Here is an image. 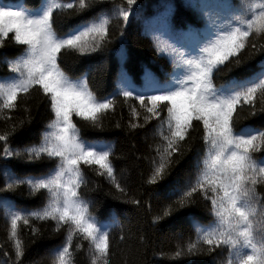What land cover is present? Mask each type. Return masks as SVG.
<instances>
[{"label": "snow or ice", "instance_id": "obj_1", "mask_svg": "<svg viewBox=\"0 0 264 264\" xmlns=\"http://www.w3.org/2000/svg\"><path fill=\"white\" fill-rule=\"evenodd\" d=\"M100 2L103 0H0V47L7 39L22 47L17 57L6 61L12 75L0 77V118L11 120L21 95H30L34 89L43 94L52 113L39 143L13 149L10 137L17 125L0 132L4 190L27 184L33 193H47L44 205L32 210H12L9 199L0 197L5 218L10 220L9 238L18 264L24 253L19 225L29 226L32 220L54 221L56 230L67 226L64 243L53 249L54 264H75V251L83 248V241L88 244L90 264H110L111 228L118 218L110 215L101 220L92 214L91 202L80 193L81 186L89 182L84 166L95 168L96 174L121 194L126 195L127 190L117 177L111 145L83 139L74 118L100 126L102 117L115 111L117 96H122L125 103H139V109L135 104L129 106L130 115L137 121L130 122L132 129L159 121L162 144L157 145L158 159L152 160L149 184L169 175L174 154L181 152L190 132L202 126L203 151L197 152L195 179L184 189H174L173 194L180 193L176 203L183 207L200 192L211 204L213 219L201 224L193 218L196 240L187 244L186 254H193L200 243L210 251L227 246V264H264V197L257 191V185L264 184V125L236 124L238 109L244 105L255 116L259 100V110L264 112V61L246 76H232L219 86L214 83L221 66L239 67L244 63L240 57L250 37H264V0L190 4L206 21L203 31L189 28L174 36V43L154 37L157 51L171 62L166 78L160 80L149 73L136 87L123 72L117 90L103 97L84 79L87 72L74 78L61 66L65 52L84 55L106 50L111 42V20H123L118 25L123 37L124 26L139 7L137 0H126L97 12ZM88 12L93 13L91 17L65 31H57L54 26L57 13ZM161 23L167 27V16ZM252 48L264 53V46L257 48L253 43ZM124 54L126 58V50ZM141 118L143 124L139 123ZM23 123L21 119L20 125ZM257 152L261 155L254 157ZM22 156L29 162L47 157L55 161V166L38 176H18L7 161ZM131 202L140 203L136 199ZM168 214L165 211L164 215ZM32 231L39 230L32 227ZM77 238L81 242L74 250ZM184 254L182 247L175 252L177 257Z\"/></svg>", "mask_w": 264, "mask_h": 264}, {"label": "trees", "instance_id": "obj_2", "mask_svg": "<svg viewBox=\"0 0 264 264\" xmlns=\"http://www.w3.org/2000/svg\"><path fill=\"white\" fill-rule=\"evenodd\" d=\"M31 2V0H29ZM113 2L126 3V0H103L98 3L95 11L110 9ZM139 7L130 17L123 28V37L118 25L124 22L115 18L110 25V43L106 50L81 55L77 52H65L61 57V66L72 77L84 76L90 88L98 96H109L118 87L121 73L126 72L131 82L140 87L145 82L147 74L151 73L160 80L171 71V62L166 55H161L155 46L154 37L168 43H174L173 37L179 33H186L189 28L203 31L206 21L200 16L199 10L189 7L190 4L200 2H218V0H137ZM239 3L240 0H232ZM165 6H168L167 8ZM92 12L83 15L57 13L55 28L65 31L82 19L92 16ZM167 16L165 27L161 18ZM257 48L264 46V37L252 36L246 49L241 54L244 63L239 67L229 64L221 66L215 74L214 83L219 86L232 76H246L258 69L264 61V53L255 52L252 44ZM126 50V58H125ZM22 47L12 39L5 40L0 47V77L12 75L7 60L17 57ZM232 68V71H229ZM115 111H109L101 119L100 126H92L78 117L74 118L85 140L100 141L111 145L113 149L112 161L120 183L127 190L121 194L106 178L98 176L95 168L84 166L89 179L86 186H81V195L91 202L90 210L101 220L110 215L118 218L111 228L110 264H227L229 251L227 246L209 250L207 245L200 243L197 250L188 255L187 244L196 240L193 218L201 224H207L213 219L211 204L204 196L197 192L183 207H180L174 189H184L187 182L194 180L197 169L195 167L197 152L203 151L202 126L190 132L189 137L181 145V152L174 154L169 175L157 184L147 183L151 174L152 160L157 158V145L162 144L157 131L159 121L153 120L149 124L132 129L130 122H137L130 115L129 106L136 101L124 102L122 96L116 97ZM257 114L250 115V107L244 105L238 109L236 124L240 126L264 125V112H261L257 101ZM27 108V111H25ZM142 115L143 110L140 109ZM12 119L0 118V132L11 131L12 124L17 125L16 132L10 137L13 149L24 148L26 145L39 143L41 134L52 119V113L43 94L34 89L30 95H21L19 108L11 113ZM23 119V125L20 120ZM143 124V119L139 120ZM119 125V126H118ZM259 152L254 157H259ZM3 163V161H0ZM10 168L18 176H38L46 173L55 166L54 160L47 157L29 162L26 156L10 158L7 161ZM5 181L0 175V197H7L14 205L12 210H32L44 205L47 193L44 190L31 192L27 184H20L13 190H4ZM258 193L264 197V184L257 185ZM132 199L139 200V204L132 203ZM169 206L170 209H169ZM169 211L168 215H164ZM159 216L160 219H155ZM32 227L39 231L33 233ZM24 253L19 264H54L53 249L62 245L68 231L67 226L56 230L54 221L32 220L29 226L19 225ZM10 220L5 218L0 206V264H18L15 249L9 238ZM81 242L78 238L73 242ZM83 248L75 251V264H90L87 241H83ZM183 248L185 254L177 257L175 252Z\"/></svg>", "mask_w": 264, "mask_h": 264}]
</instances>
